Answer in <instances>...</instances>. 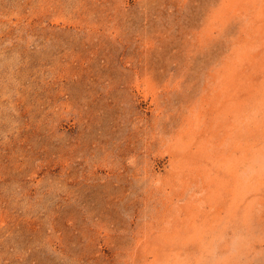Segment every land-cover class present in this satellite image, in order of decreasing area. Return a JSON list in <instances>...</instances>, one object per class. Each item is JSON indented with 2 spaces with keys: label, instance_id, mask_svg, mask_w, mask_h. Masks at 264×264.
<instances>
[{
  "label": "rangeland",
  "instance_id": "obj_1",
  "mask_svg": "<svg viewBox=\"0 0 264 264\" xmlns=\"http://www.w3.org/2000/svg\"><path fill=\"white\" fill-rule=\"evenodd\" d=\"M0 264H264V0H0Z\"/></svg>",
  "mask_w": 264,
  "mask_h": 264
}]
</instances>
